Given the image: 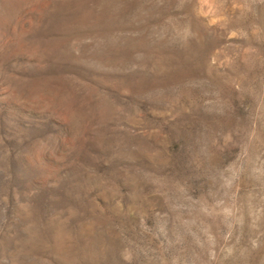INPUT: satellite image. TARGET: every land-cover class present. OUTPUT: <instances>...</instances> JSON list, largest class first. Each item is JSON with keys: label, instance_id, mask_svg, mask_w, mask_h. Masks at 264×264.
<instances>
[{"label": "rangeland", "instance_id": "374dc122", "mask_svg": "<svg viewBox=\"0 0 264 264\" xmlns=\"http://www.w3.org/2000/svg\"><path fill=\"white\" fill-rule=\"evenodd\" d=\"M0 264H264V0H0Z\"/></svg>", "mask_w": 264, "mask_h": 264}]
</instances>
